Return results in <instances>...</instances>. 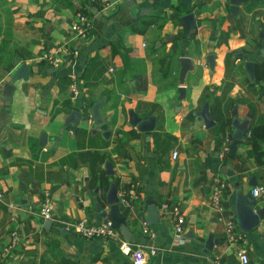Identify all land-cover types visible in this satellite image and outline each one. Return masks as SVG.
Wrapping results in <instances>:
<instances>
[{
  "label": "crops",
  "instance_id": "1",
  "mask_svg": "<svg viewBox=\"0 0 264 264\" xmlns=\"http://www.w3.org/2000/svg\"><path fill=\"white\" fill-rule=\"evenodd\" d=\"M228 5L227 0H0V264H58L60 259L133 264L129 249L134 245L144 251L142 264H264V161L256 160L248 134L249 127L264 124V79L255 73L264 62L256 56L259 30L264 39V0L239 4L236 15ZM190 11L195 27L185 35L180 18ZM78 14L84 16L82 34L69 28ZM59 45L76 54H63ZM45 50L60 56L61 63L42 59ZM207 53H213L211 69ZM179 55L194 65L184 75L181 95ZM249 58L253 80L242 67ZM22 62L27 76L10 82ZM7 82L12 88L5 97ZM100 97L107 135L97 127L91 132L86 113ZM204 99L214 122L209 127L193 114ZM232 105L239 119L251 114L230 155ZM71 108L85 118L74 133L69 125L61 128ZM128 111L142 119L153 115V128L137 130L127 122ZM259 146L262 158L264 141ZM106 161L111 174L105 173ZM110 180L127 238L116 228L114 236H77L70 222L101 220L95 205L106 209ZM257 186L262 191L253 195ZM237 188L242 194L250 188L253 209L263 208L247 231L236 226ZM214 189L220 209L211 202ZM44 199L51 205L47 229L37 212ZM150 199L158 219L146 222L143 232ZM164 202L175 203L183 215L180 242L173 240L174 217ZM227 221L234 223L233 239L224 230ZM11 232L17 237L13 243Z\"/></svg>",
  "mask_w": 264,
  "mask_h": 264
},
{
  "label": "water",
  "instance_id": "2",
  "mask_svg": "<svg viewBox=\"0 0 264 264\" xmlns=\"http://www.w3.org/2000/svg\"><path fill=\"white\" fill-rule=\"evenodd\" d=\"M248 0H227L228 2V10L229 13L232 15H236L238 5L244 4ZM183 27H184V34L187 35L190 30H192L195 27L194 22V16L193 12L185 13L180 18ZM258 37L260 38L259 41V48L258 52L256 54L260 55L264 58V39L262 32L259 30ZM171 38L170 36L165 37L164 39ZM238 56H241L239 54ZM204 59L209 67V69L213 66V53H207L204 55ZM178 62V70H177V91L181 95L184 92L183 87V78L187 71H192L194 68L193 62L190 59V57L186 55H179L177 57ZM242 67L245 70L248 78L250 80L254 79L253 74V68H254V60L253 59H245L242 63ZM27 76V66L25 63H20L11 73L9 77V81L13 82L17 78H25ZM12 86L10 83H4L2 86V94L6 97L8 96ZM103 97H100L99 99H96L93 101L87 108L86 113L91 119V125H93V128L90 129L91 132L95 130V127L102 130L103 135L108 134V130L106 129V123L103 121V118L99 114V107L103 103ZM193 114H195L202 122L204 127H209L213 125V120L210 118L207 108V99H204L201 106L193 111ZM229 114L231 116L230 118V141L227 146V153L233 154L237 142L241 139L243 133L247 130L248 122H249V115L251 112L248 111L247 115L242 118L236 117V110L235 105H232ZM84 114L78 109V108H71L66 115L63 118L61 128H65L68 125L71 128V132H75L77 129L79 122L84 120ZM127 122L131 125H134L137 130L148 132L153 128L154 125V116L148 115L146 118H140L138 117L133 111H128V117ZM61 131H59L58 134H60ZM43 135L40 137L42 140L40 143L43 142ZM58 139V137H57ZM110 162H105V173L111 174L112 171L110 169ZM249 186L253 185V181L250 180L248 182ZM17 198H20L17 196ZM104 202L107 205L106 209H103L98 203L95 205V209L97 211V215L99 218L103 220H108L113 228H116L120 234L123 236V238H127L128 236V230L124 224L125 216L119 211L118 208V197L116 195V187L113 181H109L108 187L105 192ZM255 204V198L251 195V189L248 188L245 193H241L240 189L235 190V200H234V214L236 219V226L241 231H247L254 227L258 221L259 218L263 215V208H256L253 209V205ZM146 215H145V221L147 223L155 222L158 219V211L156 209L155 203L153 200H147L146 201ZM51 221L50 219H43L41 220V227L44 229H47L50 225ZM215 241V239H214ZM211 239H208L205 243L206 247H210Z\"/></svg>",
  "mask_w": 264,
  "mask_h": 264
},
{
  "label": "built area",
  "instance_id": "3",
  "mask_svg": "<svg viewBox=\"0 0 264 264\" xmlns=\"http://www.w3.org/2000/svg\"><path fill=\"white\" fill-rule=\"evenodd\" d=\"M84 22V16L82 14H78L77 18L73 20L69 24V28L72 31H75L77 33H84L85 27L81 26V23ZM57 49L61 51L63 54H69L72 55L76 54V51L74 49H70L67 46H57ZM40 57L42 59H45L49 64L53 66H58L61 63V58L58 56L55 52L45 50L40 54ZM73 92L75 90L71 89ZM226 147L224 146L223 149ZM176 154L175 151H172L171 156L174 157ZM262 191V188L260 186L254 187L252 189L253 195L258 194ZM1 198V194H0ZM211 202L212 204L217 208L220 209L221 205L219 203V196L216 189H214L211 193ZM161 206L165 209H168L171 214L174 217L173 223H172V237L173 240L176 242L182 241V232H183V215L180 213L177 205L175 203H162ZM38 215L41 219H47L51 215V205L48 201V199H44V201L41 203V205L38 208ZM142 231L146 232V221L142 220ZM70 227L74 231V233L79 237L84 238H91V237H101V236H114L115 235V228H113L108 220H98L96 222H89L85 218H80L77 220H74L70 222ZM233 227L234 223L231 221L225 222L224 230L228 233V238L233 239L235 236L233 234ZM17 239L14 232H11V241L12 243L15 242ZM150 253L154 252V249L149 250ZM143 254L144 251L139 245H134L129 249V255L131 257L133 264H142L143 263ZM238 257L241 262H246L247 257L246 254L240 250L238 252ZM214 264H222L219 261H216Z\"/></svg>",
  "mask_w": 264,
  "mask_h": 264
},
{
  "label": "trees",
  "instance_id": "4",
  "mask_svg": "<svg viewBox=\"0 0 264 264\" xmlns=\"http://www.w3.org/2000/svg\"><path fill=\"white\" fill-rule=\"evenodd\" d=\"M183 35L182 31L177 33L178 37ZM256 78L264 79V62H260L255 67ZM248 134L251 140L254 156L258 162H263L264 157L261 158L262 151L259 146L260 141H264V124H257L249 127ZM58 264H73L65 259H60Z\"/></svg>",
  "mask_w": 264,
  "mask_h": 264
}]
</instances>
